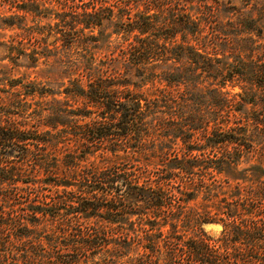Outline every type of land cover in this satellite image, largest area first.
Listing matches in <instances>:
<instances>
[{
	"label": "trees",
	"instance_id": "trees-1",
	"mask_svg": "<svg viewBox=\"0 0 264 264\" xmlns=\"http://www.w3.org/2000/svg\"><path fill=\"white\" fill-rule=\"evenodd\" d=\"M68 1L0 13V264H264V0Z\"/></svg>",
	"mask_w": 264,
	"mask_h": 264
},
{
	"label": "rangeland",
	"instance_id": "rangeland-1",
	"mask_svg": "<svg viewBox=\"0 0 264 264\" xmlns=\"http://www.w3.org/2000/svg\"><path fill=\"white\" fill-rule=\"evenodd\" d=\"M41 1L42 3H45L46 5H56V7H65V0H39ZM76 3L74 4V0H70L67 2V5H66V8L68 7V9L72 6H74V8L79 11L80 8L82 6H84V4H88V5H91V1L90 0H84V2L82 0H75ZM221 1H226V0H221ZM236 1V0H235ZM12 3H14V0H0V13L1 15H9L10 14V11H9V8H10V5H12ZM61 3V4H60ZM77 4V5H76ZM98 5V4H97ZM13 32L11 31H7V30H1L0 29V42H6V40L8 39V36L10 34H12ZM1 56V54H0ZM4 62L0 61V65L3 64ZM40 70H43L42 67H40L39 69H34V70H27L25 71L24 69H21L20 70V73L22 72H26V73H29L31 77H34V76H37L40 80H45L43 78V75L40 74ZM14 76H19L18 74H15ZM237 90V89H236ZM182 152H178V154H181ZM204 156V155H203ZM202 156V157H203ZM15 159H17L15 157ZM27 168V165H24L23 166V169H26ZM24 173H27V171L25 172L24 170ZM20 190V189H19ZM31 197V198H30ZM32 197L34 196H28L24 191H19L18 194H12V202L13 204L15 205V207H17L19 204L18 202H21V207L24 206L27 202H30L32 201ZM41 199V198H39ZM17 203V204H16ZM19 205V206H20ZM204 230L210 234L211 236H217L219 231H220V227L218 225H212V224H209V225H205L204 226Z\"/></svg>",
	"mask_w": 264,
	"mask_h": 264
}]
</instances>
